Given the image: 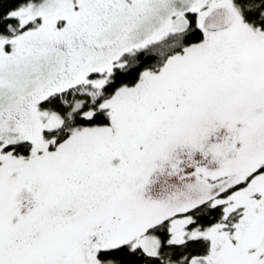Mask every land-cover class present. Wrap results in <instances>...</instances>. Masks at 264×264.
<instances>
[{"label":"snow or ice","instance_id":"obj_1","mask_svg":"<svg viewBox=\"0 0 264 264\" xmlns=\"http://www.w3.org/2000/svg\"><path fill=\"white\" fill-rule=\"evenodd\" d=\"M0 264H264V0H0Z\"/></svg>","mask_w":264,"mask_h":264}]
</instances>
